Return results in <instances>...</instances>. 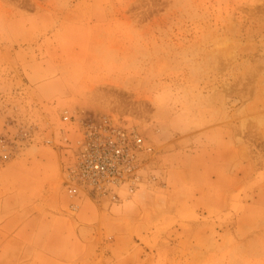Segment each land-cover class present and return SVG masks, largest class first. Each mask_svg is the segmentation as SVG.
<instances>
[{
  "label": "rangeland",
  "instance_id": "374dc122",
  "mask_svg": "<svg viewBox=\"0 0 264 264\" xmlns=\"http://www.w3.org/2000/svg\"><path fill=\"white\" fill-rule=\"evenodd\" d=\"M103 117L153 148L117 204L64 183ZM21 158L70 201L87 264H264V0H0V264L44 260L6 229Z\"/></svg>",
  "mask_w": 264,
  "mask_h": 264
},
{
  "label": "built area",
  "instance_id": "2783aa9c",
  "mask_svg": "<svg viewBox=\"0 0 264 264\" xmlns=\"http://www.w3.org/2000/svg\"><path fill=\"white\" fill-rule=\"evenodd\" d=\"M64 122H71L65 116ZM81 140L66 165L64 183L69 195L80 193L111 203L123 194L133 195L142 183L141 155L153 148L136 127L124 126L110 117L81 122Z\"/></svg>",
  "mask_w": 264,
  "mask_h": 264
},
{
  "label": "crops",
  "instance_id": "0c3cea01",
  "mask_svg": "<svg viewBox=\"0 0 264 264\" xmlns=\"http://www.w3.org/2000/svg\"><path fill=\"white\" fill-rule=\"evenodd\" d=\"M25 156L26 154L23 157ZM48 167L52 173L51 183H55L57 179L55 162H51ZM14 168L21 181L20 190L3 195L1 203L2 207L8 206L10 217H13L12 222L16 227L8 222L7 224L10 225L6 229L15 232L16 237L22 241H27V234L33 232L34 246L38 248L40 257H44L41 264H87L84 262L86 257L83 256L85 246L78 238L77 226L80 218L75 219L74 216L65 214L70 204L67 198L57 192L42 191L44 184L48 181L43 177L44 170H39L44 168L43 165L37 161L29 162L21 158L9 164L4 172L10 175ZM27 169H33L34 172L28 173ZM30 180L34 186V192L27 191ZM30 201L32 203H29ZM9 206L12 208L10 209ZM26 215L28 218L24 219ZM81 216L83 218L81 220H85L87 213Z\"/></svg>",
  "mask_w": 264,
  "mask_h": 264
}]
</instances>
